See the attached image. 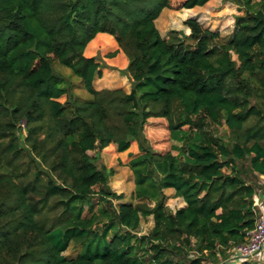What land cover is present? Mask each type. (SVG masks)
<instances>
[{
	"label": "trees",
	"instance_id": "trees-1",
	"mask_svg": "<svg viewBox=\"0 0 264 264\" xmlns=\"http://www.w3.org/2000/svg\"><path fill=\"white\" fill-rule=\"evenodd\" d=\"M222 1L241 12L226 42L192 18L163 38L155 22L170 0H0V264H260L229 259L254 227L264 177V0ZM99 33L127 59L128 93L93 87L101 66L83 52ZM151 118L175 142L164 153L144 140ZM133 141L136 204L96 166ZM165 190L185 205L169 212Z\"/></svg>",
	"mask_w": 264,
	"mask_h": 264
},
{
	"label": "rangeland",
	"instance_id": "rangeland-1",
	"mask_svg": "<svg viewBox=\"0 0 264 264\" xmlns=\"http://www.w3.org/2000/svg\"><path fill=\"white\" fill-rule=\"evenodd\" d=\"M185 0H170V7L161 12L160 16L155 22L156 28L163 38H166L171 31L178 33H186V27L184 21L187 19H196L204 28H207L213 32H218L223 41L226 42L233 33L234 19L236 16L241 15L236 6L223 2L222 0H210L202 7H195L193 9H182V4ZM114 41V39L112 38ZM115 42V41H114ZM114 54L113 50L109 47L103 49L101 46L98 48L95 60L101 66L102 77L99 81H95L93 85L97 90H122L125 93L130 91V79L127 75H122L121 69L123 68L117 57H109ZM232 59L236 60V56L232 54ZM54 71L60 74L69 84L70 88L76 97L85 101L90 98V95L83 89L81 81L72 75L68 68L59 65L56 61L53 62ZM105 81L109 82L108 87H103L101 84ZM60 103L65 102V97L58 100ZM21 136H25V132L22 130L19 133ZM142 134L146 144L156 153H164L170 150V147L175 142L169 139L167 123L164 119L151 118L148 119L143 126ZM139 154L138 143L133 141L130 143L128 150L122 153H118L115 150L114 145H109L103 149L96 161L98 168L105 167L106 169H112L113 174L108 179V188L117 193L123 194L125 203L136 204V201L132 197L133 193V177L127 166L128 162ZM90 156H93V152H89ZM252 179V178H250ZM254 183L256 186L257 201L264 203V200H260V193L264 190V183H261V178H255ZM166 206L167 210L173 213L178 208L183 207L185 204L179 198L174 197L173 190H165ZM117 204V203H115ZM264 206V204H263ZM86 215V213L84 214ZM152 219L147 218L141 221L140 235H146L152 228ZM81 247L71 244L66 252V258L74 259L80 252ZM234 252L231 251V255ZM230 261L237 262L238 260L229 259ZM256 262L264 263V249L262 253L257 257ZM234 263V262H233ZM219 264H227V262H221Z\"/></svg>",
	"mask_w": 264,
	"mask_h": 264
},
{
	"label": "built area",
	"instance_id": "built-area-1",
	"mask_svg": "<svg viewBox=\"0 0 264 264\" xmlns=\"http://www.w3.org/2000/svg\"><path fill=\"white\" fill-rule=\"evenodd\" d=\"M257 196L254 197L255 223L253 229L245 234L243 244L236 247L230 259L238 261H257V257L264 249V203L257 201Z\"/></svg>",
	"mask_w": 264,
	"mask_h": 264
},
{
	"label": "crops",
	"instance_id": "crops-1",
	"mask_svg": "<svg viewBox=\"0 0 264 264\" xmlns=\"http://www.w3.org/2000/svg\"><path fill=\"white\" fill-rule=\"evenodd\" d=\"M100 46L105 49L107 47H109L110 49L113 50L115 56L117 57V60L118 62H120L122 65L123 68H119L122 70H124L127 66V59L126 57L124 56V54L119 50L116 42H114L112 40V37L107 35V34H104V33H99L95 36V38L93 40H91L88 45L86 46L84 52H83V56L85 58H94L95 55H96V52L98 50V48H100ZM95 81H99V79H96L94 80ZM93 82V85H95ZM103 87H108L107 85H109V82L105 81L101 84ZM97 90V89H95ZM261 178V183H264V177L263 176H260ZM264 190V189H262ZM256 197V196H255ZM259 199L260 200H264V191H262L260 193V196H259Z\"/></svg>",
	"mask_w": 264,
	"mask_h": 264
}]
</instances>
